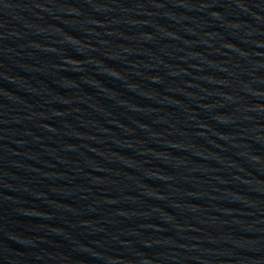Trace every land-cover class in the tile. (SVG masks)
Returning a JSON list of instances; mask_svg holds the SVG:
<instances>
[{
  "label": "water",
  "instance_id": "1",
  "mask_svg": "<svg viewBox=\"0 0 264 264\" xmlns=\"http://www.w3.org/2000/svg\"><path fill=\"white\" fill-rule=\"evenodd\" d=\"M0 264H264V0H0Z\"/></svg>",
  "mask_w": 264,
  "mask_h": 264
}]
</instances>
